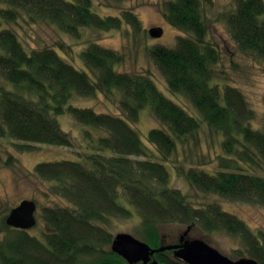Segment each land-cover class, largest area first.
Here are the masks:
<instances>
[{
	"label": "trees",
	"instance_id": "1",
	"mask_svg": "<svg viewBox=\"0 0 264 264\" xmlns=\"http://www.w3.org/2000/svg\"><path fill=\"white\" fill-rule=\"evenodd\" d=\"M206 1L164 3L168 21L185 33L174 47L147 49L172 93L168 96L153 73L118 68L126 60L125 49L90 41L78 52L85 69L59 52L64 42L26 47L9 26L20 20L30 26L44 23L75 38L86 29L122 30L125 25L141 33L143 23L134 11L102 15L93 0H0V138L14 140L21 151H31V143L73 147V136L59 122V116L69 114L86 127L92 150L79 159L36 165L34 175L69 205L42 210L48 229L42 238L10 227L5 216L0 264H89L87 258L96 264H128L111 250L109 227L117 217H138L143 240L152 247L170 244L159 224L192 225L204 235L230 234L242 243L236 258L247 255L264 264V231L254 232L217 200L200 199L205 195L264 205V128L253 124L256 111L244 91L219 69L223 52L209 39ZM223 16L237 52L264 69V0H236ZM99 92L113 99L120 112L73 104L75 97ZM145 109L157 121L148 144L134 126ZM210 138L222 149L215 169L196 164L192 149L178 158L180 148L186 151L203 139L212 146ZM175 171L188 181L198 203L173 186ZM154 258L162 264H187L170 250Z\"/></svg>",
	"mask_w": 264,
	"mask_h": 264
},
{
	"label": "rangeland",
	"instance_id": "2",
	"mask_svg": "<svg viewBox=\"0 0 264 264\" xmlns=\"http://www.w3.org/2000/svg\"><path fill=\"white\" fill-rule=\"evenodd\" d=\"M93 1L95 9L102 15H119L123 11H134L142 20L144 30L141 33H136L131 25H125L122 30L101 31L86 29L82 33L81 38H75L58 31L52 25L44 23L30 26L23 20H20V24L13 23L9 26L15 28L26 47H58L56 43L64 42V49L61 50L58 47L59 52L85 69L87 68L79 58L78 52L88 42L98 41L107 47L125 49L126 60L118 68L122 71H149L153 73L159 87L168 96H172L165 78L160 74L147 53V49L154 45L174 47L178 36L185 35L183 30L172 25L166 18L163 8L167 0ZM206 2L209 39L217 43L223 52L219 69L226 71V81L240 87L244 91L251 106L256 111V119L253 121V124L256 127L264 128V69L252 58L237 52L236 45L230 36L227 24L223 18V15L235 5L236 0H208ZM156 26L164 28V33L161 37H152L149 33V30ZM173 97L180 103H185L184 99L178 95H173ZM73 104L81 107H92L98 112H120L117 109L116 102L100 92L91 98L75 97ZM59 122L63 130L73 136V147L31 143L34 146L31 151H21L14 140L0 138V226L2 225V219L8 216L12 208L23 200H32L37 204V224L33 228H30L29 232L34 236L42 238L44 230H48L45 227L46 223L42 210L45 207L69 205L67 200L49 192L47 186L49 182L41 180L33 173L34 168L40 162L79 159L91 154L90 139H86L84 134L86 127L81 126L69 114L59 116ZM155 125H157V121L149 109L143 110L139 120L134 124L146 144H148V132ZM94 135L97 136V132H94ZM210 141L213 144L212 146L208 144V139H203L200 145L193 144L186 151L180 148L178 158L183 159L185 155L190 153V149H192L195 155L194 161H197L196 164L203 165L207 169H215L222 149L219 142H212V138H210ZM203 155H206V157ZM156 158L158 157L156 156ZM169 164L173 165V160ZM261 172H264V170ZM171 176L173 186L189 192L198 203V196L192 192L188 181L176 171ZM200 199L202 202L217 200L222 204L224 209L240 216L254 232L259 233L264 231V205L205 195H202ZM141 227L142 224L138 217H117L109 227V230L114 235L120 232H128L143 240L144 232ZM158 228L162 233L166 234L167 243H176L179 242L180 235L188 229V225L159 224ZM5 234L6 231H1L0 237ZM195 235L203 236L212 245L231 258H236L234 255L236 248L242 247L241 240L230 234L204 235L199 228L189 230V236L194 237ZM87 261L89 264H96L95 259L87 258Z\"/></svg>",
	"mask_w": 264,
	"mask_h": 264
},
{
	"label": "water",
	"instance_id": "3",
	"mask_svg": "<svg viewBox=\"0 0 264 264\" xmlns=\"http://www.w3.org/2000/svg\"><path fill=\"white\" fill-rule=\"evenodd\" d=\"M152 37H161L164 33L162 26H156L149 30ZM37 204L32 200H23L12 208L6 218V222L16 228L29 230L37 224ZM188 226L179 238V242L163 244L152 247L149 243L141 240L128 232H120L114 235L111 250L121 256L128 264H162L154 258L155 253L174 250V255L187 264H262L251 256L231 258L220 249L212 245L203 236H189ZM188 235V236H187ZM109 264V263H97Z\"/></svg>",
	"mask_w": 264,
	"mask_h": 264
},
{
	"label": "flooded vegetation",
	"instance_id": "4",
	"mask_svg": "<svg viewBox=\"0 0 264 264\" xmlns=\"http://www.w3.org/2000/svg\"><path fill=\"white\" fill-rule=\"evenodd\" d=\"M170 251H172L173 252V254H174V250L172 249V250H170ZM154 257V256H153ZM137 264H143L142 262H139V263H137Z\"/></svg>",
	"mask_w": 264,
	"mask_h": 264
}]
</instances>
